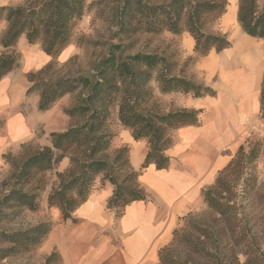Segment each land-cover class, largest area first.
I'll list each match as a JSON object with an SVG mask.
<instances>
[{
    "label": "trees",
    "instance_id": "trees-1",
    "mask_svg": "<svg viewBox=\"0 0 264 264\" xmlns=\"http://www.w3.org/2000/svg\"><path fill=\"white\" fill-rule=\"evenodd\" d=\"M100 3H94V5ZM227 0H115L112 8L113 39L139 34L187 33L193 40L192 53L207 57L231 47L225 35L210 31L226 13ZM86 10V0H22L16 6H1L0 21L5 31L0 46V80L17 69L19 55L14 48L21 36L30 45L39 44L51 61L27 75L25 95L38 97L36 109L46 113L66 96L71 106L62 109L70 120L79 122L62 132L48 134L50 146H22L17 156L3 155L9 167L2 182L0 210L36 212L39 195L45 190L42 174L52 172L63 160L68 167L55 172L56 182L47 195V207L58 209L62 221L75 220L72 213L93 193L95 184L109 183L112 196L106 207L115 218L133 202L148 196L137 181L139 172L129 162L128 146H112L116 134L108 130V120L117 109L119 126L130 132L134 141H145L147 152L140 171L153 165L166 169L165 151L172 145L171 132L197 125L200 111L159 112L148 107L152 99L150 83L161 95L180 94L201 98L215 97L216 91L182 76L172 75L170 63L154 53L125 54L120 43H110L90 75L60 73L57 57L71 43L73 29ZM237 23L247 36L264 40V0H238ZM259 114L264 120V72L260 84ZM3 123L0 121V128ZM240 146L228 166L219 172L213 186L202 191L206 210L181 218L171 243L158 254V264H264V249L258 246L238 201L248 198L257 182L260 142ZM7 216V215H5ZM49 221L20 230H0V261L22 256L38 248L52 230ZM239 255L243 258L241 262ZM43 264H62L53 250Z\"/></svg>",
    "mask_w": 264,
    "mask_h": 264
},
{
    "label": "crops",
    "instance_id": "crops-1",
    "mask_svg": "<svg viewBox=\"0 0 264 264\" xmlns=\"http://www.w3.org/2000/svg\"><path fill=\"white\" fill-rule=\"evenodd\" d=\"M11 1L0 0V7L17 5ZM236 2L221 16V30L216 31L223 35L229 32L233 46L220 53L212 50L201 58L193 69L195 77L176 75L209 86L216 91L215 97L158 92L168 100L165 113L200 111L197 125L171 132L173 143L165 151L168 167L156 170L150 165L140 171L147 144L134 141L130 132L119 126L113 145L128 146L130 166L139 172L137 181L148 200L131 203L121 217L115 218L106 207L113 187L107 182L98 184L88 200L72 213L74 223L60 220L53 225L47 244L59 253L62 264H158L159 251L171 243L181 218L205 210L202 191L213 186L219 172L249 138L244 119L259 113V78L264 71L252 44L254 38L243 33L237 23ZM4 31L5 24L0 21V38ZM181 38L187 54H193L192 38L187 33ZM8 51L20 58L18 68L0 80V118H5L0 130V163L13 145L31 139L39 126L49 133L62 132L70 121L60 106L39 113L37 100L28 115L17 111L25 97L26 75L37 72L51 58L38 43L28 44L24 36ZM74 53L68 45L57 57V63H64ZM215 75L217 81L213 80ZM37 117L39 120H35ZM58 166L61 168L57 172H64L68 159Z\"/></svg>",
    "mask_w": 264,
    "mask_h": 264
},
{
    "label": "rangeland",
    "instance_id": "rangeland-1",
    "mask_svg": "<svg viewBox=\"0 0 264 264\" xmlns=\"http://www.w3.org/2000/svg\"><path fill=\"white\" fill-rule=\"evenodd\" d=\"M21 1L22 0H12L11 4L18 5ZM227 1L229 5L235 2V0ZM236 1L238 2V0ZM94 3L100 4L94 5ZM114 4L115 0H86V10L83 17L76 22L73 29L71 43L69 44L70 48H72L75 53L64 63H57L60 73H67L71 76L77 74L88 76L92 73L94 65L105 54L108 44L120 43L125 54H135L137 52L158 54L170 63L172 75L180 73L181 75L188 74L195 77L193 69L201 58H198L195 54H187L184 48L183 39L181 38L182 35L174 37L169 33H162L159 35L139 34L130 38L122 37L120 41L113 39L112 36L115 27L112 24V8ZM220 30L221 21L218 20L212 25L210 31L216 32ZM225 35L232 47L233 41L229 37V32ZM252 44L264 71V40L254 38ZM3 52H5V50L0 46V54ZM217 79L218 76L215 75L213 80L217 81ZM261 80L262 74L259 78V93ZM28 86L29 83L27 84L26 89ZM150 87L153 95L148 107H155L159 112L165 113L164 110L168 107V100L163 99L160 96L161 94H158V90L154 82L150 83ZM35 100H38L36 95H25L22 103L18 106V108H16L17 111L28 115L31 106L36 102ZM72 102L73 96H66L64 101L61 99L55 104V106H60V108L63 109L71 106ZM55 116L57 117L58 115ZM35 120H39V117ZM0 121L4 124V115L0 118ZM78 122L79 121L77 119L70 120L67 128ZM244 125L247 131L250 132V136L247 141L252 143L260 142L262 146V153L256 164L257 182L254 187L255 189L250 197L243 200V198L241 199V197H243L241 186L238 187V201H241L240 210L246 215V220L248 221L249 228H251L253 237L256 239L258 246L264 249V120L261 119L260 114L257 113L247 116L244 119ZM108 130L116 135L119 130L116 108L112 110L111 116L108 120ZM48 134L49 132L43 130L42 127L39 126L33 133L31 139L17 142L13 145L14 147L10 151H7L4 155L9 154L15 157L21 153L22 146H31L32 148L50 146ZM112 146L114 145L112 144ZM243 146L246 148L247 143L245 142ZM58 165L52 172L42 174L43 179L46 181V187L39 195L38 210L36 212L23 210L16 214L14 213L16 212L15 210L1 209L0 230L12 231L26 229L44 221H49L52 225H54L55 222L62 220L58 209L48 208L46 202L47 195L50 192L52 185L56 182L54 173L57 172V169L61 168V166ZM8 174L9 167L2 160L0 163V196L4 193L2 182L8 177ZM98 184L99 182L95 184V187L98 186ZM205 210L194 214H201ZM47 239L41 246L34 249L30 253L2 260L0 261V264H43L44 257L55 250V248L47 244ZM239 260L241 262L243 261V258L240 255Z\"/></svg>",
    "mask_w": 264,
    "mask_h": 264
},
{
    "label": "bare ground",
    "instance_id": "bare-ground-1",
    "mask_svg": "<svg viewBox=\"0 0 264 264\" xmlns=\"http://www.w3.org/2000/svg\"><path fill=\"white\" fill-rule=\"evenodd\" d=\"M239 33H241L240 31H239ZM238 43V42H237ZM241 47V46H240ZM237 52V51H236ZM238 55V54H237Z\"/></svg>",
    "mask_w": 264,
    "mask_h": 264
}]
</instances>
